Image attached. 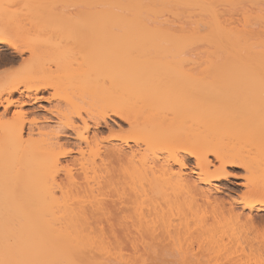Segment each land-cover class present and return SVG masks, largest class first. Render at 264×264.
I'll list each match as a JSON object with an SVG mask.
<instances>
[{
  "label": "bare ground",
  "instance_id": "1",
  "mask_svg": "<svg viewBox=\"0 0 264 264\" xmlns=\"http://www.w3.org/2000/svg\"><path fill=\"white\" fill-rule=\"evenodd\" d=\"M70 6L76 34L64 33V14L35 25L49 20L40 9L13 28L34 32L22 44L0 18V48L24 68L0 71V264H264V0ZM70 35L82 42L79 72ZM45 37L66 39L47 51L36 46ZM137 39L157 46L120 51ZM53 88L67 110L48 109L60 122L47 130L38 123L51 117L23 108ZM103 123L109 134H89ZM67 129L84 145L60 143ZM228 168L244 170L243 191L215 183L237 177Z\"/></svg>",
  "mask_w": 264,
  "mask_h": 264
},
{
  "label": "rangeland",
  "instance_id": "2",
  "mask_svg": "<svg viewBox=\"0 0 264 264\" xmlns=\"http://www.w3.org/2000/svg\"><path fill=\"white\" fill-rule=\"evenodd\" d=\"M72 1H75V0H0V18H1V20H6V22H8V23H6V24H9L8 26L10 27H12V28H10V31H6L5 33L4 32H2V34L3 35H6L8 38H10L12 41H15L16 43H18V44H22V42H23V40H24V38H27L28 36H29V34H31V33H34L33 31L32 32H30V31H28V30H25V29H27V25H28V22H25L24 20H22L23 18H25V20H26V17H24V13H32L33 11L36 13H38V11L41 9H43L42 11H44V13H45V15H47L48 13H50V14H52V16H53V18L51 17V15L49 14V16L52 18H49V16H46L47 17V19H49L48 21H44V20H46V18L43 20H41V18L39 19V17H37V15H36V17L33 15L34 13H32L31 14V16H29V14H28V20L27 21H32V20H30V19H33V18H38L39 20H36V22H35V25H37V24H48L49 26H58L59 25V22H58V19H61L62 18V16H63V14L65 15V17L66 16H68V18L66 17V19H70L67 23H66V19L64 20V22L61 20H59L61 23H60V25L61 24H63L64 23V25H65V23H66V26L64 27V29L66 28V32H64V33H73L74 31H75V33H73V34H76L78 31V27L77 26H79L80 24H81V22H82V18L81 17H77L76 15H75V13H74V9H73V7H71L70 6V4H72ZM39 7H47L46 8V10H44V8H39ZM39 8V9H38ZM49 8H51V9H53V13L55 12V9H56V12H58V13H56L55 15L56 16H54L53 15V13H52V11L49 9ZM58 9H63V10H61V12H59V10ZM73 9V10H72ZM40 10V11H41ZM48 10V11H47ZM51 12H50V11ZM29 11V12H28ZM45 11H47V13L45 12ZM42 13V12H41ZM44 13H43V15H44ZM39 14V13H38ZM26 15V14H25ZM32 16H34V17H32ZM39 16V15H38ZM42 18H44L43 16H41ZM55 17V18H54ZM64 17V16H63ZM70 17V18H69ZM51 19V20H50ZM23 22H22V21ZM40 21V22H39ZM24 22H25V24L27 23V25L25 26L26 28L25 29H22V31L21 30H17V29H13V28H20L23 24H24ZM38 22V23H37ZM45 22V23H44ZM63 22V23H62ZM23 23V24H22ZM31 23H33V22H31ZM37 23V24H36ZM34 24V23H33ZM42 24V25H43ZM21 25V26H20ZM29 25H30V23H29ZM20 26V27H19ZM60 27V26H59ZM76 27H77V29H76ZM23 28V27H22ZM76 29V30H75ZM24 30V31H23ZM64 31V30H63ZM77 31V32H76ZM27 34H28V36H27ZM62 38V39H61ZM67 38V39H66ZM66 38H64V37H60V39L61 40H65L66 39V41H64V42H62L63 43V46H64V44L66 45V46H70V45H72L73 47H70V49H71V51H69V52H67L68 54V56H70V55H74L75 57L73 58L72 56H70V57H72L73 59H71L70 58V60L72 61V65H71V69H74L75 68V70L74 71H77V70H79L78 68H76L78 65V63L77 62H79V60H80V57H81V55H82V52L80 53L79 51H82V48H81V50H80V47H79V45L78 44H80V46H81V43H80V41L78 42V41H76L75 42V36H72V35H70L69 37H67L66 36ZM76 38H77V36H76ZM135 38H142V37H137V36H135ZM145 38H147V37H145ZM23 39V40H22ZM42 39V38H41ZM44 39V38H43ZM40 40V42L38 41V43H44V45L43 44H37L36 46L38 47V46H40V47H38V48H41V49H43V50H47V51H49V50H51V49H53L52 47L55 45V47L54 48H56V44H57V42L58 43H60V39L59 38H55V37H51V38H46L45 37V39L44 40ZM52 39V40H51ZM53 39H54V41H53ZM55 39H57L56 41H55ZM78 40H81V39H79V38H77ZM59 40V41H58ZM68 41H69V43H68ZM56 44H55V43ZM65 42H67V44L65 43ZM78 42V43H77ZM54 45H53V44ZM61 44V43H60ZM83 45V44H82ZM50 46V47H49ZM58 46V45H57ZM79 47V48H77V47ZM157 45L154 43V42H152V41H149V40H145V41H140V40H132V42L130 41H128V42H126V43H123V44H121V46L119 47V48H121L120 49V51L121 50H123L124 52L126 51V53H129V51H130V53L131 52H133V54L134 53H140V52H145V53H149V52H153L154 51V48L156 47ZM61 47V46H60ZM67 47V48H68ZM86 48H87V46H85ZM85 47H84V49H85ZM47 48V49H46ZM49 48H51V49H49ZM118 48V47H117ZM118 48V49H119ZM65 49H66V47H65ZM79 50V51H78ZM117 49H115V51H116ZM67 51V50H66ZM102 51V52H101ZM100 51V53H97L96 54V56H95V58L96 57H98V58H100L99 56H103L104 55V53H107L108 52V50H107V52L105 51H103V50H101ZM99 52V51H98ZM104 52V53H103ZM71 53V54H70ZM108 53H110V52H108ZM121 53V52H120ZM123 54V53H122ZM10 55H11V50L10 49H8V47H7V45L6 44H1V48H0V71H8L9 70V73H11V75H20V74H22L23 73V64L22 65H20L22 62H21V60L19 59V62H17V63H14V64H11L10 62H8V58H10ZM80 55V56H79ZM29 56V54H26V57H28ZM79 57V58H78ZM7 58V59H6ZM75 58H76V61H75ZM77 58L79 59V60H77ZM68 59V58H67ZM69 60V59H68ZM69 60V61H70ZM7 61V62H6ZM70 61V62H71ZM25 64V63H24ZM50 65V66H49ZM21 66V68H19ZM25 66H26V64H25ZM50 67V69H49V67ZM46 68H48V70L49 71H54L55 70V68H57L56 66H55V63L53 64L52 62L51 63H46ZM69 68V69H70ZM47 70V69H46ZM48 71V72H49ZM71 71V70H70ZM72 72H73V70H72ZM77 72H79V71H77ZM114 72H116V71H114ZM46 71H45V75H46ZM50 73V72H49ZM53 73V72H52ZM197 74V70L195 71V72H193L191 75H196ZM48 76V75H47ZM169 76H173V74L172 73H170L169 74ZM56 93H57V90L55 89V88H53V89H50L49 91H46V92H44L43 94L45 95V96H48V97H52L51 98V100H43V101H41V102H39V103H36V104H32V105H28V106H25L23 109H25V110H28L29 112H28V115H27V117L29 118V119H32V118H34V117H37V118H39V119H41L43 116H47V117H51L52 118V122H44L43 121V118L39 121V123H38V125L39 126H41V127H44L45 129H47V130H50V129H53L54 127H56V126H58L59 125V122H60V118L58 117V116H54V115H52L49 111H47L48 109H52V110H61V111H65V110H67V104H66V101H64L63 99H60V98H57V97H55V95H56ZM64 94H63V92H60L59 93V96H63ZM17 108L14 106V107H12L11 108V110H10V113L7 115V117H10L11 115H12V113L16 110ZM3 110V108H1V111ZM85 115V114H84ZM114 119H109V124H111V127H113L114 129H115V132H117V133H119L120 135H128L129 134V126L127 125V124H125V123H123V122H121V120L119 119V118H116V117H113ZM113 120H115V121H113ZM76 122L79 124V125H82L83 123L81 122V120L80 119H76ZM117 122L118 123H120L121 125L120 126H122V129H119V125L117 124ZM123 123V124H122ZM29 126V124L27 123V127ZM28 129V128H27ZM94 132H97V136L99 137V139H101V138H103V137H105L107 134H109V128H107V126L103 123V126L102 127H100L98 130H96V128H94V127H91L90 128V132H89V134L90 135H93V133ZM99 132V133H98ZM67 133L69 134L67 137H63V138H61V140H60V143H63V144H65L67 147H72V148H76L79 144H81V145H84V143L83 142H80L78 139H76V137H75V132L73 131V130H68L67 129ZM118 134V135H119ZM262 147V146H261ZM258 148V147H257ZM260 148V147H259ZM263 148V147H262ZM261 148V149H262ZM255 150H258V149H255ZM254 150V151H255ZM264 150V149H263ZM77 156V152H73V154H72V156H68L66 159H63V164H68V163H70L71 162V159L73 158V157H76ZM67 161V162H66ZM192 162V163H191ZM191 166H193L194 165V162L191 160ZM65 164V165H66ZM213 170V167H211V169H210V171H212ZM228 170L229 171H231L232 173L234 172V174H236L237 175V177L235 176V177H231L229 180H223L222 182H219V181H217V182H215L216 184H218V185H221V186H225L226 184H228V185H231V186H233V187H237L238 188V190L237 191H234V192H241V191H243L245 188L243 187H240V186H238L237 185V183H241V182H243L244 181V179H243V177L242 176H244V170L241 168H239V169H234V168H228ZM236 185V186H235ZM229 190V189H228ZM231 193H232V191H233V189H230L229 190ZM227 192V191H226ZM233 192V193H234ZM227 194L228 193H220V194H218V196L219 197H221V198H224V199H228L229 197L227 196ZM235 194V193H234Z\"/></svg>",
  "mask_w": 264,
  "mask_h": 264
}]
</instances>
